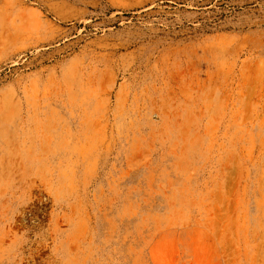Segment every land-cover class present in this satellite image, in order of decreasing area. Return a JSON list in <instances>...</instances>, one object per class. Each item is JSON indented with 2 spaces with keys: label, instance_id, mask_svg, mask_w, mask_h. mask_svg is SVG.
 I'll list each match as a JSON object with an SVG mask.
<instances>
[{
  "label": "rangeland",
  "instance_id": "1",
  "mask_svg": "<svg viewBox=\"0 0 264 264\" xmlns=\"http://www.w3.org/2000/svg\"><path fill=\"white\" fill-rule=\"evenodd\" d=\"M0 264H264V0H0Z\"/></svg>",
  "mask_w": 264,
  "mask_h": 264
}]
</instances>
